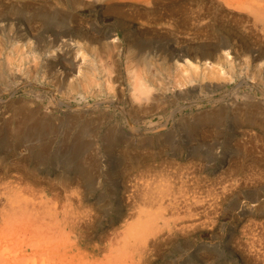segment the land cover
<instances>
[{
  "label": "rangeland",
  "instance_id": "rangeland-1",
  "mask_svg": "<svg viewBox=\"0 0 264 264\" xmlns=\"http://www.w3.org/2000/svg\"><path fill=\"white\" fill-rule=\"evenodd\" d=\"M233 1L0 0V261L264 263V25Z\"/></svg>",
  "mask_w": 264,
  "mask_h": 264
},
{
  "label": "bare ground",
  "instance_id": "bare-ground-1",
  "mask_svg": "<svg viewBox=\"0 0 264 264\" xmlns=\"http://www.w3.org/2000/svg\"><path fill=\"white\" fill-rule=\"evenodd\" d=\"M221 1H222V0H221ZM234 1H235V2H234ZM234 1H233L234 4L237 2V3H240V4L242 3V5H243V2H245V1H247V0H234ZM261 1H262V0H261ZM263 1H264V0H263ZM218 2H220V1H218ZM227 2H228V1H227ZM259 2H260V0H249L247 4H249V6H250V9H249V8H248V9L250 10L251 14H255V15H254V18H255V22H254V24L256 23V19H257L258 22H259V21L262 22L261 24H262V26H263V25H264V2H260V3H262L263 5L260 4ZM148 3H149V2H148ZM228 3H229V2H228ZM245 5H246V2H245ZM230 7H231V6H230ZM234 7H235V6H234ZM238 7H239V6H238ZM238 7L236 8L237 10H238ZM244 7H245V6H244ZM247 7H248V6H247ZM247 7H246V10H247ZM240 10H241V8H240ZM249 10H248V12H249ZM249 15H250V13H249ZM251 19H252V18H251ZM250 22H251V21H250ZM260 22H259V23H260ZM252 24H253V23H252ZM263 29H264V28H263ZM26 35H27V34H26ZM26 44H27V43H26ZM22 45H23V44H22ZM24 45H25V44H24ZM219 51H220V50H219ZM223 54H224V53H223ZM227 56H228V55L226 54V58H228ZM185 62H188V61H185ZM204 64L206 65L207 62L205 61ZM262 64L264 65L263 62H262ZM70 68H71V67H70ZM77 68H78V67H77ZM78 73H80V69L78 70ZM177 85H178V84H177ZM191 87H192V86H191ZM148 96H149V95H148ZM148 96L144 95V97H142L143 100H142L141 102L144 101V102L146 103V102L149 100V97H148ZM156 98H157V97H156ZM139 100H140V99H139ZM132 101H133V100H132ZM97 103H98V102H97ZM145 103H143V104H145ZM140 104H141V103H140ZM134 183H135V182H134ZM136 184H137V183H136ZM138 185H139V184H138ZM136 186H137V185H136ZM131 187H132V186H131ZM142 187H143V185H142ZM147 187H148V186H147ZM157 187H158V186H157ZM159 187H160V186H159ZM134 188H135V187H134ZM137 188H138V187H137ZM140 188H141V187H140ZM162 188H163V187H162ZM183 188H184V187H183ZM138 189H139V188H138ZM166 189H167V188H165V190H166ZM172 189H173V188H172ZM177 189H178V188H177ZM184 189H185V188H184ZM132 190H133V187H132ZM134 190H135V189H134ZM139 190H140V189H139ZM170 190H171V189H170ZM179 190H180V189H179ZM144 191H145V190H144ZM144 191H143V192H144ZM157 191H158V190H157ZM135 192H136V191H135ZM139 192H140V191H139ZM141 192H142V191H141ZM141 192H140V193H141ZM146 192H147V191H146ZM150 192H152V191H150ZM165 192H166V191H165ZM172 192H173V190H172ZM136 193H137V192H136ZM152 193H153V192H152ZM157 193H158V192H157ZM177 193H178V192H177ZM179 193H180V192H179ZM179 193H178V194H179ZM181 193H182V191H181ZM132 194H133V193H132ZM134 194H135V193H134ZM143 194H144V193H143ZM153 194H155V190H154V193H153ZM158 194L160 195V193H158ZM168 194H169V193H168ZM174 194H175V193H174ZM138 195H139V194H138ZM149 195H152V194H149ZM162 195H163V196H160V197L158 196V197H159L158 200H159L160 202L157 200L158 197H157V198H153L154 201H155V199H156V201H155L156 203H157V202L159 203V204L157 203V205H158V209H160V210H159V212L157 211L158 213H155V216H153L154 214L152 213V214H153L152 216H153V218L156 217L155 220H157V221H158V220H161V221L163 222L164 226H168V221H166V220L164 221L163 218L165 217V215H163L162 213H163V212H166L167 209H169L170 207H171L170 210H172V212H173V211H174V206H175V205H174V206H170V207L163 206V204H165V203H163V202H161V201H162V199L166 198L168 195H167L166 197H164L165 194L162 193ZM182 195H183V194H182ZM182 195H181V196H182ZM184 195H185V194H184ZM141 196H142V195H141ZM152 196H153V195H152ZM152 196H151V198H152ZM144 197H145V196H144ZM147 197H148V196H147ZM155 197H156V195H155ZM169 197H170V196H169ZM183 197H184V196H183ZM183 197H180V198H183ZM160 198H162V199H160ZM197 198H198V197H197ZM199 198H200V197H199ZM142 199H144V198H142ZM145 199H146V197H145ZM193 199H194V198H193ZM150 200H151V199H150ZM153 200H151L150 202H152ZM185 200H186V197H185ZM197 200H198V199H197ZM146 201H147V200H146ZM146 201H145V202H146ZM148 201H149V200H148ZM174 201H175V199H174ZM174 201H173V202H174ZM182 201H183V200H182ZM150 202H149V204H150ZM155 202H154V203H155ZM193 202H194V201H193ZM199 202H200V199H199ZM175 203H176V201H175ZM175 203H174V204H175ZM181 203H182V202H181ZM191 203H192V202H191ZM146 204H147V203H146ZM152 204H153V202L151 203V205H152ZM171 204H172V203H171ZM179 204H180V201H179ZM183 204H184V203H183ZM197 204H199V203L197 202ZM153 205H154V204H153ZM166 205H167V204H166ZM172 205H173V204H172ZM202 205H203V204H202ZM200 206H201V205H200ZM154 207H155V206H154ZM175 207H176V206H175ZM181 207H182V206H181ZM183 207H185V206L183 205ZM194 207L196 208L195 205H194ZM186 208L188 209V207H186ZM186 208H185V209H186ZM191 208H192V207H191ZM152 209H153V208H152ZM176 209H177V208H176ZM182 209H183V208H182ZM183 210H184V209H183ZM189 210H190V209H189ZM168 212H171V211L168 210ZM65 213H67V212H65ZM173 213H174V212H173ZM192 213H193V212H192ZM150 214H151V211H150ZM185 214H186V213H185ZM75 215H76V214H75ZM140 215H141V214H140ZM140 215H139V216H140ZM144 215H146V214H144ZM144 215H143V216H144ZM148 215H149V214H148ZM148 215H146V216H148ZM170 215H172V214H170ZM176 215L179 216L178 211H176ZM188 215H189V214H188ZM72 216H73V215H72ZM152 216H151V217H152ZM192 216H193V215H192ZM174 217H175V216H174ZM174 217H173V218H174ZM187 217H188V216H187ZM65 218H66V216H65ZM67 218H68V217H67ZM74 218H75V216H74ZM78 218H79V217H78ZM165 218H166V217H165ZM184 218H185V217H184ZM184 218H183V219H184ZM63 219H64V216H63ZM68 219H69V218H68ZM70 219H71V217H70ZM145 219H147V218H145ZM149 219H150V218H149ZM171 219H172V218H171ZM174 219H175V218H174ZM178 219H182V217L177 218V220H178ZM65 220H66V219H65ZM74 220H76V219H74ZM143 220H144V219H143ZM155 220L153 219V222H154ZM61 221H62V220H61ZM71 221H72V220H71ZM144 221H145V220H144ZM149 221H150V220H149ZM174 221H176V220H173V222H174ZM181 221H182V220H181ZM62 222H63V221H62ZM140 222H141V221H140ZM145 222H146V221H145ZM64 223H65V222H64ZM64 223H63V224H64ZM73 223H74V222H73ZM73 223H71V224H73ZM141 223H142V222H141ZM146 223H147V222H146ZM157 223H158V222H157ZM157 223H155V225L152 223V224H153V228H152V229L157 230V229L159 228V227L157 228V225H158ZM175 223H176V222H175ZM142 224H143V223H142ZM187 224H188V223H187ZM146 225H148V224H146ZM182 225H183V224H182ZM182 225H181V226H182ZM185 225H186V224H185ZM61 226H62V224H61ZM63 226H65V225H63ZM63 226H62V228H63ZM72 226H73V225H71V227H72ZM74 226H75V225H74ZM144 226H145V225H144ZM154 226H156V227L154 228ZM181 226H180V227H181ZM138 228H139V227H138ZM138 228H137L136 230H137L138 232H140V229H138ZM146 228H147V227H146ZM146 228H144V227L142 226V228H141V231H142V232H140V233H144V232L146 231ZM189 228H190V227H189ZM64 229H65V228H64ZM69 229H70V228H69ZM72 229H73V227H72ZM143 229H145V230L143 231ZM149 229H151L150 225H149ZM65 230H66V229H65ZM70 230H71V229H70ZM129 230H130V228H129V229H126V231H128V232H129ZM132 230H133V229H131L129 233H128V232H124V235H125V233L130 234V235H127V234L125 235V236L127 237V238L125 237L126 239H128V236H129V237H132V236H133V235H132V232H133ZM136 230L134 231V234H135V232H137ZM154 230H153V232H154ZM151 231H152V230H151ZM159 231H160V229H159ZM159 231H157V232H159ZM63 232H64V231H63ZM138 232L136 233L137 236H138ZM148 232H149V231H148ZM157 232H154V233H157ZM61 233H62V229H61ZM140 233H139V234H140ZM149 233H150V232H149ZM6 235H7V234H6ZM131 235H132V236H131ZM142 235H143V234H141V236H142ZM151 235H152V232H151ZM144 236H146V235L144 234ZM144 236H143V237H144ZM152 236H154V235H152ZM164 236H165V235H164ZM7 237H8V236H7ZM3 238H4V235H3ZM5 238H6V237H5ZM139 238L142 239L141 237H139ZM151 238H154V237H151ZM252 241H253V240H252ZM258 241H259V240H258ZM126 242H127V241H126ZM138 242H139V241H138ZM144 242H145V241H144ZM250 242H251V241H250ZM250 242H249V243H250ZM262 242H263V241H262ZM129 243H130V242H129ZM249 243H248V244H249ZM253 243H254V242H253ZM257 243H258V242H257ZM257 243H256V245H254V246H257ZM33 244H35V243H33ZM33 244H30V245H32V248L35 249V247H37V245H36V246H33ZM132 244H133V243H132ZM138 244H139V243H138ZM246 244H247V243H246ZM258 244H259V243H258ZM26 245H27V244H26ZM129 245H130V244H129ZM249 245H250V244H249ZM259 245H260V244H259ZM259 245H258V246H259ZM261 245H262V244H261ZM263 245H264V244H263ZM247 246H248V245H247ZM4 247H5V246H4ZM27 247H28V246H27ZM29 247H30V246H29ZM134 247H135V246H134ZM249 247H250V246H249ZM252 247H253V246H252ZM259 247H260V246H259ZM261 247H262V246H261ZM7 248H8V247H7ZM255 248H256V247H255ZM2 249H4L3 252L7 251L6 248H2ZM29 249H30V248H29ZM37 249H38V248H37ZM71 249H72V248H71ZM138 249H139V248H138ZM248 249H249V248H248ZM250 249H251V248H250ZM253 249H254V248H253ZM253 249H252V250H253ZM256 249H257V248H256ZM256 249H255V250H256ZM258 249H261V248H258ZM255 250H254V252H255ZM263 250H264V249H263ZM1 252H2V251H0V253H1ZM33 252H34V251H33ZM256 252H258V251H256ZM256 252H255V253H256ZM260 252H261V251H260ZM8 253H9V251H8ZM251 253H252V252H251ZM263 253H264V252H262V254H263ZM40 254H41V253H40ZM259 254H260V253H259ZM7 255H8V254L3 255V253H2L0 256H3V258H4V257H6ZM9 255H10V254H9ZM22 255H23L22 257H19L20 259H18V258H16V257H15L14 259H11V257H10V259L8 258V259H9L8 262H6V261L8 260V259H6V260H4V261H0V263H1V264H5V262H6V263H9V264H20V263L22 264L23 261H24V262H33V261L35 260V258H34V256H33L34 254H32V255H28V257H27V254H25V255L22 254ZM38 255H39V253H38ZM62 255H63V254H62ZM252 255H253V254H252ZM256 255H257V254H256ZM256 255L254 254L255 257H257ZM11 256H12V255H11ZM65 256H66V255H65ZM65 256H63V257L61 256V257H62V258H65ZM248 256H249V255H248ZM7 257H8V256H7ZM7 257H6V258H7ZM13 257H14V253H13ZM13 257H12V258H13ZM40 257H41V256H40ZM250 257H251V256H250ZM252 257H253V256H252ZM255 257H254V258H255ZM260 257H261V256H260ZM66 258H67V257H66ZM254 258H253V259H254ZM257 259H260V258L257 257ZM262 259H264V257H263V258L261 257V260H262ZM25 260H27V261H25ZM63 260H64V259H63ZM65 260H66V259H65ZM60 261H62V260H60ZM255 261H256V260H255ZM141 262H142V259L139 260V262H138L137 264H141ZM257 262H258V261H257ZM257 262H256V263H257ZM60 263H61V264H66V261H65V262H63V261H62V262H59V264H60ZM100 263H101V262H100ZM258 263H259V262H258ZM263 264H264V263H263Z\"/></svg>",
  "mask_w": 264,
  "mask_h": 264
}]
</instances>
